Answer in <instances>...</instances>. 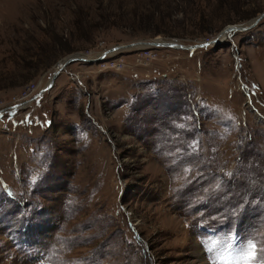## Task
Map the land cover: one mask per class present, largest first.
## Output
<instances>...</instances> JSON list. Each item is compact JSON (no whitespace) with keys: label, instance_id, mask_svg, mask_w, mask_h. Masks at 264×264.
I'll return each instance as SVG.
<instances>
[{"label":"rangeland","instance_id":"374dc122","mask_svg":"<svg viewBox=\"0 0 264 264\" xmlns=\"http://www.w3.org/2000/svg\"><path fill=\"white\" fill-rule=\"evenodd\" d=\"M263 13L0 0V264H245L250 243L264 264V19L219 46L74 63L35 99L71 56L195 46Z\"/></svg>","mask_w":264,"mask_h":264},{"label":"water","instance_id":"95a60500","mask_svg":"<svg viewBox=\"0 0 264 264\" xmlns=\"http://www.w3.org/2000/svg\"><path fill=\"white\" fill-rule=\"evenodd\" d=\"M263 19H264V13L259 15L257 18H255L254 20L250 21L249 23H247L245 25L229 26L222 32V34H220L213 41L205 42V43L198 44L195 46H186V45L178 43L177 41H163V42H159V43L156 42V40H154V41H141V42L133 43V44L126 45V46H124V45L116 46L112 49L105 51L98 58H94V59H90L88 57H85L84 55L71 56V57L67 58L66 60H64L63 64L59 67V69L53 73L51 80L48 83V85L36 96L35 99H37V97L43 95L45 92L52 89L56 79L70 65H72L74 63L97 64V63L102 62L108 55H110L112 53H116V52H118L120 50H124V49H131V48L136 47L137 45H144L146 47H154V48H168V49L190 50V51L200 49V48H207L210 45L219 46V45L223 44L224 42H226L229 38L234 37L238 33L248 32V31H251L252 29L256 28ZM223 35H226L228 39H225V41H220V38ZM15 108H17V107H15Z\"/></svg>","mask_w":264,"mask_h":264},{"label":"snow or ice","instance_id":"6c2138e0","mask_svg":"<svg viewBox=\"0 0 264 264\" xmlns=\"http://www.w3.org/2000/svg\"><path fill=\"white\" fill-rule=\"evenodd\" d=\"M255 250V244L250 243L248 245V251L241 257L245 264H255L256 257L253 255Z\"/></svg>","mask_w":264,"mask_h":264},{"label":"bare ground","instance_id":"6f19581e","mask_svg":"<svg viewBox=\"0 0 264 264\" xmlns=\"http://www.w3.org/2000/svg\"><path fill=\"white\" fill-rule=\"evenodd\" d=\"M225 39H228V38H227L226 35H223V36H221L220 41H225ZM156 42L159 43V42H163V41H156ZM136 47H146V46H144V45H137ZM134 48H135V47H134ZM62 64H63V63H62ZM62 64H61V65H62ZM61 65H60V66H61ZM19 106H21V105H19ZM11 111H12V110H11ZM11 111H9V112H11ZM0 113H1V115H2L3 111H0Z\"/></svg>","mask_w":264,"mask_h":264},{"label":"built area","instance_id":"2783aa9c","mask_svg":"<svg viewBox=\"0 0 264 264\" xmlns=\"http://www.w3.org/2000/svg\"><path fill=\"white\" fill-rule=\"evenodd\" d=\"M14 107H18L19 108V106L16 104ZM14 107L12 108V109H14ZM2 111V110H1Z\"/></svg>","mask_w":264,"mask_h":264}]
</instances>
